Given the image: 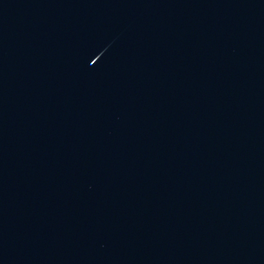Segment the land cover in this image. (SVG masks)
Returning <instances> with one entry per match:
<instances>
[{
  "label": "water",
  "instance_id": "1",
  "mask_svg": "<svg viewBox=\"0 0 264 264\" xmlns=\"http://www.w3.org/2000/svg\"><path fill=\"white\" fill-rule=\"evenodd\" d=\"M0 264H264V0H0Z\"/></svg>",
  "mask_w": 264,
  "mask_h": 264
}]
</instances>
